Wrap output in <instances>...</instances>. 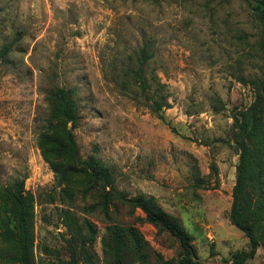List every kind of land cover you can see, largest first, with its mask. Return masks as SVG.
Segmentation results:
<instances>
[{"label":"rangeland","instance_id":"374dc122","mask_svg":"<svg viewBox=\"0 0 264 264\" xmlns=\"http://www.w3.org/2000/svg\"><path fill=\"white\" fill-rule=\"evenodd\" d=\"M144 43L153 53L146 76L165 86L167 122L125 81ZM263 57L261 27L241 0H0V188L24 181L32 197L34 264L69 262L67 213L97 227V264H105L106 227L139 217L118 202L106 215L80 181L58 185L38 146L53 87L77 91L82 158L102 161L129 198L152 197L181 216L206 261L213 245L195 220L204 219L202 205L232 204L234 115L254 103ZM220 238L214 249L223 254L244 247L243 239ZM11 257L0 236V264H14Z\"/></svg>","mask_w":264,"mask_h":264},{"label":"trees","instance_id":"16d2710c","mask_svg":"<svg viewBox=\"0 0 264 264\" xmlns=\"http://www.w3.org/2000/svg\"><path fill=\"white\" fill-rule=\"evenodd\" d=\"M241 1L251 6L259 22L264 49V0ZM10 52L11 46H5L1 56L6 58ZM152 56L150 45L144 43L135 55V67L125 69L126 74H132L125 81L127 85H135L148 101L151 111L167 122L164 116V109L168 108L165 86L158 77L146 76L148 61ZM255 86L257 93L254 103L234 115L239 163L229 220L248 238L250 247L232 253L225 261L232 264H246L256 257L259 249L264 252V64ZM153 89L161 95H154ZM76 96L75 89L59 86L48 92L50 110L39 135L38 146L60 187L75 180L80 181L85 194L98 199L106 215L116 202L129 208L134 217L139 213L133 225L106 227L100 241L104 263L205 264L198 257L195 239L185 229L181 216L169 214L152 197L141 195L129 198L117 189L112 172L102 161L94 157L82 158L74 134L80 121ZM0 198V211L5 213V217L0 219V236L10 247V262L34 264L32 197L25 195L24 181H17L14 188L8 191L0 188ZM66 218V228L70 233L69 239H66L70 257L67 264L99 263L95 254L90 252L98 240L97 227L89 220L80 223L70 213Z\"/></svg>","mask_w":264,"mask_h":264},{"label":"crops","instance_id":"0c3cea01","mask_svg":"<svg viewBox=\"0 0 264 264\" xmlns=\"http://www.w3.org/2000/svg\"><path fill=\"white\" fill-rule=\"evenodd\" d=\"M202 206L204 208V219L203 221H200L196 217L195 223L199 226L198 228H200L202 231L206 233V240L211 242L213 246L211 248L210 254L206 258L207 262L203 261L198 256L199 259L202 260L205 264H232L231 262L226 263L225 261L230 258L232 253L242 251V250H248L250 247L248 238H246L245 235L244 236L239 235L231 231L230 227L232 225L229 220V212H230L231 206H229V208H227L226 210H222L219 204H215L211 206L210 205H202ZM194 207H197V206H194ZM182 221H183V218H182ZM222 234L243 239L242 245H244V247L241 250H234V251L232 250L228 252L227 254H223L222 252L214 249V246L217 244V242L223 243V240L220 238ZM194 239H195L194 245L196 248V238L194 237ZM258 258H260L261 263L264 264V252L262 249H259L257 251L256 257L254 259L247 261L246 264H249L250 262H254V260Z\"/></svg>","mask_w":264,"mask_h":264}]
</instances>
